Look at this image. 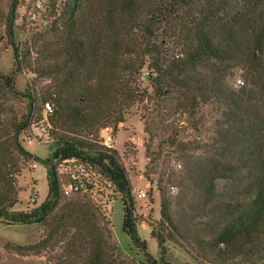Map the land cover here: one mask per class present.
<instances>
[{
	"label": "trees",
	"instance_id": "16d2710c",
	"mask_svg": "<svg viewBox=\"0 0 264 264\" xmlns=\"http://www.w3.org/2000/svg\"><path fill=\"white\" fill-rule=\"evenodd\" d=\"M18 6L19 0H11L0 35L14 60L10 72H0V219L36 223L41 230L38 243L18 253L47 254L51 264H132L119 253L106 214L116 195L123 206V233L146 264H169L168 242L208 264H264V0H60L48 25L20 44ZM225 63L244 72V88L230 90L216 78L217 65ZM144 70L152 93L139 85ZM23 72L33 81L50 78L52 87L20 92L16 83ZM208 97L226 108L228 121L240 125L235 137L222 136L217 157L205 158L192 171L201 210L210 208L213 219L202 231L177 222L158 180L160 221L150 226L160 249L158 262L139 236L128 173L118 152L101 144L100 131L123 124L127 112L150 101L175 105L166 116L181 113L193 120ZM46 103L52 106L48 138L58 146L46 163L76 159L95 175L97 187L66 196L50 165L44 202L30 212H15L17 177L36 159L20 137L33 119L42 120ZM173 134L156 150L146 147L151 164L161 159L164 146L185 152ZM225 155H233L235 164L225 162ZM243 173L242 196L215 201L217 181Z\"/></svg>",
	"mask_w": 264,
	"mask_h": 264
},
{
	"label": "rangeland",
	"instance_id": "374dc122",
	"mask_svg": "<svg viewBox=\"0 0 264 264\" xmlns=\"http://www.w3.org/2000/svg\"><path fill=\"white\" fill-rule=\"evenodd\" d=\"M10 2L11 0H0V35L5 29ZM17 16L15 17V35L16 42L19 44L30 41L32 34H38L44 28L23 24ZM46 38L44 41L53 42V37ZM166 45L169 49L172 48L171 43L166 42ZM0 48V72L6 74L12 70L14 64L13 51L1 41ZM217 66L219 74L216 78L223 83L224 87L240 90L247 85L244 72L236 64L225 63ZM145 72L146 70L139 77V85L142 90L152 93L150 81L145 76ZM33 80L30 74L23 72L17 77L16 87L20 92L27 90L29 86L39 92L47 91L52 87V81L48 77L38 81ZM164 105L155 101L144 102L127 112L123 124L109 125L115 133L113 149L118 152L132 185L136 213L141 220L138 224L139 236L146 242L148 253L158 262L160 249L156 239L151 236L150 227H156L160 221L161 197L157 191L158 180L161 179L163 187L166 188V198L170 202L169 208L174 219L179 223L183 221V224L193 228V231L204 230L205 224H210L213 216L209 215L210 208L201 210L200 197L192 181V171H195L197 165L205 158L217 157L223 146L222 136L229 134L235 137L240 126L228 121L224 116L226 108L211 97L202 102L198 115L193 120L181 113L172 117L166 116V110L169 115L175 112L176 107ZM160 110L162 111L159 112ZM192 122L196 123V128ZM32 125L34 126L27 133L29 139H24L22 135L20 140L23 141L25 150L36 159L30 161L17 177L19 204L13 209L15 212H30L44 202L48 194L47 174L51 165L46 161L52 159L54 151L58 148L55 143L47 140L50 128L44 113H42V120L33 119ZM166 125L171 126L174 131L170 128L169 132H164ZM145 126L151 130L150 134L145 132ZM171 134L177 136L178 142H183L185 152H180L175 147L164 146L165 153L161 159L151 164L150 160L146 159V147L149 146L151 151L156 150L159 144L165 142ZM99 136L102 144V130ZM225 156V162L235 164L236 158L233 155ZM33 167L36 168L35 171ZM245 177L243 173L232 180H218L215 201L242 196L241 191L247 182ZM140 191L146 193L145 199L136 198L135 193ZM34 195L37 198L36 204L30 202ZM109 195L107 191L106 196ZM110 200L106 207V214L112 221L113 239L118 245L119 253L132 264H146L143 254L132 246L129 238L123 233V206L119 197L115 195ZM40 236L41 230L36 223L14 225L0 219V264H51L47 254L36 256L26 249L22 250L26 255L18 253L19 248L34 246L38 243ZM165 247L167 249L165 260L169 264H208L197 261L195 255L186 253L174 243L168 242Z\"/></svg>",
	"mask_w": 264,
	"mask_h": 264
},
{
	"label": "built area",
	"instance_id": "2783aa9c",
	"mask_svg": "<svg viewBox=\"0 0 264 264\" xmlns=\"http://www.w3.org/2000/svg\"><path fill=\"white\" fill-rule=\"evenodd\" d=\"M60 0H19V6L17 11V17L23 24H30L32 26L48 25V16L52 11V7L55 2ZM55 6H58L56 4ZM149 73L146 71L145 76ZM241 83V81H239ZM52 112V106L50 103H46L44 106V116L46 117ZM34 125H31V129ZM23 134L24 139H29L28 132ZM49 140V138L47 139ZM50 141V140H49ZM115 143V133L112 127H106L102 130V145L108 149H113ZM54 173L59 177L62 182V191L66 196H71L79 192H87L89 186L97 187L95 175L88 170L83 164L76 159L71 160H53L51 163ZM34 171L36 170L33 167ZM135 196L138 200L146 198V193L136 192ZM32 204H36L37 198L34 195L30 201Z\"/></svg>",
	"mask_w": 264,
	"mask_h": 264
}]
</instances>
